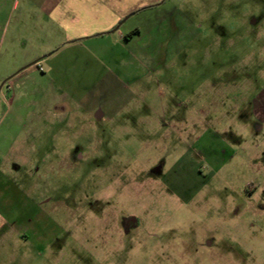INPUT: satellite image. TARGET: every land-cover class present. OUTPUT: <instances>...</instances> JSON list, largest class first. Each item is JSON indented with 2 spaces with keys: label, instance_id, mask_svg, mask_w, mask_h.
Masks as SVG:
<instances>
[{
  "label": "rangeland",
  "instance_id": "rangeland-1",
  "mask_svg": "<svg viewBox=\"0 0 264 264\" xmlns=\"http://www.w3.org/2000/svg\"><path fill=\"white\" fill-rule=\"evenodd\" d=\"M169 2L151 48L0 93V264H264V0Z\"/></svg>",
  "mask_w": 264,
  "mask_h": 264
},
{
  "label": "crops",
  "instance_id": "crops-1",
  "mask_svg": "<svg viewBox=\"0 0 264 264\" xmlns=\"http://www.w3.org/2000/svg\"><path fill=\"white\" fill-rule=\"evenodd\" d=\"M169 1L0 0V93L6 89L14 103L51 91L56 61L96 60L107 48L147 49L151 38L143 41V35L169 30L166 18L176 11ZM190 29L176 33L190 34ZM139 59L153 61L147 55ZM85 114L103 122L108 118L97 104ZM19 220L0 217V233L19 236Z\"/></svg>",
  "mask_w": 264,
  "mask_h": 264
},
{
  "label": "flooded vegetation",
  "instance_id": "flooded-vegetation-1",
  "mask_svg": "<svg viewBox=\"0 0 264 264\" xmlns=\"http://www.w3.org/2000/svg\"><path fill=\"white\" fill-rule=\"evenodd\" d=\"M134 225H136V224L134 223Z\"/></svg>",
  "mask_w": 264,
  "mask_h": 264
}]
</instances>
